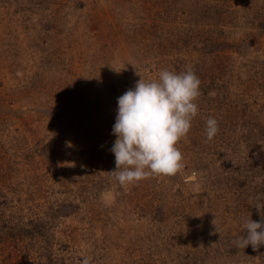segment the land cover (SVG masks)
Returning a JSON list of instances; mask_svg holds the SVG:
<instances>
[{
	"label": "rangeland",
	"instance_id": "rangeland-1",
	"mask_svg": "<svg viewBox=\"0 0 264 264\" xmlns=\"http://www.w3.org/2000/svg\"><path fill=\"white\" fill-rule=\"evenodd\" d=\"M189 67L182 171L119 185L118 98ZM257 203L264 0H0V264H264Z\"/></svg>",
	"mask_w": 264,
	"mask_h": 264
},
{
	"label": "clouds",
	"instance_id": "clouds-1",
	"mask_svg": "<svg viewBox=\"0 0 264 264\" xmlns=\"http://www.w3.org/2000/svg\"><path fill=\"white\" fill-rule=\"evenodd\" d=\"M201 81L189 67L176 73L161 70L158 79L142 78L134 89L118 98V112L112 133L116 137L111 152L115 168L108 172L119 185L127 187L151 177H170L181 172L183 154L177 147L186 138L192 120L198 115L196 101L201 96ZM219 132L218 121L206 120V137L211 141ZM259 222H244L246 234L234 243L257 250L264 245V204L254 206ZM214 223V221H213ZM83 264H88L86 259Z\"/></svg>",
	"mask_w": 264,
	"mask_h": 264
}]
</instances>
